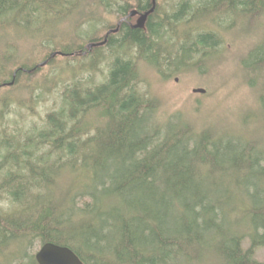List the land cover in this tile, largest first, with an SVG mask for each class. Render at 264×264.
Segmentation results:
<instances>
[{"label": "trees", "instance_id": "16d2710c", "mask_svg": "<svg viewBox=\"0 0 264 264\" xmlns=\"http://www.w3.org/2000/svg\"><path fill=\"white\" fill-rule=\"evenodd\" d=\"M151 8L152 0H0V202L9 205L0 208V264H38L35 242L68 246L85 264H264V139L183 111L162 116L142 74L143 64L169 79L179 65L205 63L237 16L264 18V0H156L135 28ZM133 10L94 46L104 79H67L69 58ZM113 13L119 21L97 36ZM66 33L68 43L53 45ZM43 52V67L27 63ZM57 57L67 62L59 73ZM241 66L264 119L263 41ZM45 68L50 76L40 77ZM48 92L54 103L40 116Z\"/></svg>", "mask_w": 264, "mask_h": 264}, {"label": "rangeland", "instance_id": "374dc122", "mask_svg": "<svg viewBox=\"0 0 264 264\" xmlns=\"http://www.w3.org/2000/svg\"><path fill=\"white\" fill-rule=\"evenodd\" d=\"M172 4L173 2L167 4L169 9L172 8ZM119 19L120 16L116 13L105 15L97 27V36L104 35L108 26L117 23ZM137 20L138 17L134 22L135 24ZM253 22L251 25L247 18L237 16L235 24L231 26L230 30L221 31L224 40L223 45L220 46L221 53L218 52L220 54L215 52V55L213 54L214 56L205 62L206 64L199 58L194 64L191 62L188 66L179 65L181 67L178 73L169 79H164L153 65L143 64L142 74L147 77L145 79L147 82L143 86L149 85L151 92L155 93L163 103L162 116L172 114L175 111H183L185 116L192 119V121H200L201 123H203L202 121H214L216 126L221 129L233 130L232 133H240L238 130L242 129L264 139V132L262 133L264 119L261 105L258 107L257 96L253 87L244 83V73L241 66V56H245L253 46L261 44L262 41L264 42V18ZM54 28L55 25L54 27L51 25L50 29L54 30ZM67 30L70 29L67 28ZM69 35L70 33L64 34L66 37L61 41L56 38L53 40V45L68 43ZM39 36L37 35L38 38ZM182 39L180 38V40ZM18 46L21 52L30 51L27 42L20 41ZM41 50V48L38 49L39 52ZM93 50L94 47L89 49L86 46L82 56H78L80 58H75V56L69 58L72 62L70 63L72 70L66 75L67 79L75 77L82 80L93 79L96 82L104 79L108 73L106 70L107 62L103 61V63L97 64L96 51ZM44 53L36 58L29 56L27 63L41 62ZM14 54L16 55V53ZM64 61L57 57L54 62L57 72L65 69L67 62ZM184 67H187V71ZM49 73L50 70L45 68L40 77L42 75L50 76ZM51 75L57 77L56 73ZM195 88H203L206 91L204 93L194 92ZM48 94L37 106L40 116H44L45 109L54 103V93L48 92ZM11 118H16L15 113L11 114ZM0 208L8 209L9 205L2 201L0 202ZM33 246L30 248V252L35 255L40 244L35 242ZM257 258L264 261V248L258 250Z\"/></svg>", "mask_w": 264, "mask_h": 264}, {"label": "water", "instance_id": "95a60500", "mask_svg": "<svg viewBox=\"0 0 264 264\" xmlns=\"http://www.w3.org/2000/svg\"><path fill=\"white\" fill-rule=\"evenodd\" d=\"M156 7V0H152V8L144 13L140 14V17L137 21L136 24H134L133 26L135 28H141L145 25L146 20L148 15L155 9ZM139 12L137 10H133L129 13L128 16L123 17L119 23L117 28L109 30L106 35L104 40L100 41V42H96V43H90L88 45V48L91 49L94 46H98V45H104L107 40H108V36L111 32H116L119 29V26L121 24V22L126 21L128 19V17H133L136 14H138ZM57 53H52L50 55V58L54 57ZM59 54L63 55L65 53L63 52H59ZM47 63V60L42 61L40 63V66H44ZM22 70L27 71L26 69L22 68ZM17 71L14 74V77L16 75ZM14 81L10 82L9 84H13ZM206 90L203 88H195L194 92H201L204 93ZM35 258L36 261L38 262V264H85L83 262V260L79 257V255L70 247L68 246H63L60 244H56L53 242H46L44 244H42L38 251L35 254Z\"/></svg>", "mask_w": 264, "mask_h": 264}, {"label": "bare ground", "instance_id": "6f19581e", "mask_svg": "<svg viewBox=\"0 0 264 264\" xmlns=\"http://www.w3.org/2000/svg\"><path fill=\"white\" fill-rule=\"evenodd\" d=\"M140 14H141V13H139V17H140ZM195 15H196V14H195ZM138 19H139V18H138ZM137 21H138V20H137ZM75 24H76V23H75ZM44 26H45V25H44ZM74 26H75V25H74ZM9 27H10V26H9ZM35 27H36V26H35ZM43 28H44V27H43ZM46 28H47V27H46ZM57 28H58V27H57ZM13 29H14V28H13ZM10 30H11V28H10ZM10 30H9V31H10ZM44 30H45V29H44ZM50 30H51V29H50ZM50 30H49V32H50ZM58 30H59V29H58ZM47 32H48V31H47ZM49 32H48V33H49ZM51 32H52V31H51ZM6 33H7V32H6ZM168 33H169V32H168ZM53 34H54V31H53ZM165 34H166V33H165ZM34 35H35V34H34ZM50 35H51V33L49 34V36H50ZM171 36H172V35H171ZM5 37H6V36H5ZM28 37H29V36H28ZM0 38H1V37H0ZM33 38H34V37H33ZM47 38H48V37H47ZM33 40H34V39H33ZM3 41H4V39H3ZM38 41H39V40H38ZM13 43H14V42H13ZM32 43H34V42H32ZM38 43H39V42H38ZM167 44H168V43H167ZM34 45H35V44H34ZM164 45H165V44H164ZM4 46H5V45H4ZM34 47H35V46H34ZM3 51H4V50H3ZM3 51H2V52H3ZM114 55H115V54H114ZM214 55H215V54H214ZM214 55H213V56H214ZM161 59H162V58H161ZM160 66H161V65H160ZM160 68H161V67H160ZM163 70H164V69H163ZM166 71H167V70H166ZM166 71H165V72H166ZM261 72H262V71H261ZM258 73H259V72H258ZM257 75H258V74H257ZM261 86H262V85H261ZM89 166H90V165H89ZM88 168H89V167H88ZM62 170H63V169H62ZM75 170H76V169H75ZM75 170H74V171H75ZM88 170H89V169H88ZM64 172H65V171H64ZM215 173H216V172H215ZM60 175H61V174H60ZM61 176H64V175H61ZM216 176H217V175H216ZM211 179H212V178H211ZM226 182H227V181H226ZM84 183H85V182H84ZM68 188H69V187H68ZM78 188H79V187H78ZM76 190H77V189H76ZM234 194H235V193H234ZM232 198H233V197H232ZM192 200H193V199H192ZM232 200H233V199H232ZM19 205H20V204H19ZM16 208H17V207H16ZM16 208H15V209H16ZM225 210H226V208H225ZM234 210H236V209H234ZM230 213H231V212H230ZM232 213H234V212H232ZM235 213H237V212H235ZM235 215H236V214H235ZM238 215H239V214H238ZM213 246H214V245H213ZM212 255H213V254H212ZM217 255H218V254H217ZM212 258H214V257H212ZM193 261H194V260H193ZM222 261H223V260H222ZM216 262H217V261H216ZM219 263H220V261H219ZM223 264H224V263H223Z\"/></svg>", "mask_w": 264, "mask_h": 264}]
</instances>
